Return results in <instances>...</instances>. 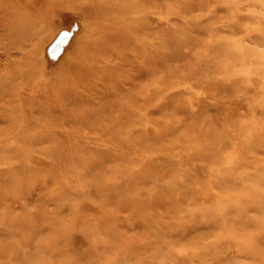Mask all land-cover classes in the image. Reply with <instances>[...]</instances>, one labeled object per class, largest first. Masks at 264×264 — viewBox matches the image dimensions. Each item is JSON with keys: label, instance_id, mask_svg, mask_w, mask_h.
I'll return each instance as SVG.
<instances>
[{"label": "rangeland", "instance_id": "rangeland-1", "mask_svg": "<svg viewBox=\"0 0 264 264\" xmlns=\"http://www.w3.org/2000/svg\"><path fill=\"white\" fill-rule=\"evenodd\" d=\"M105 1L0 0V264H264V0Z\"/></svg>", "mask_w": 264, "mask_h": 264}, {"label": "bare ground", "instance_id": "bare-ground-1", "mask_svg": "<svg viewBox=\"0 0 264 264\" xmlns=\"http://www.w3.org/2000/svg\"><path fill=\"white\" fill-rule=\"evenodd\" d=\"M103 1H105V0H103ZM110 1L111 0H108V2H110ZM155 5L157 6L156 0H112L113 9L116 10V12L118 13V15L115 18V21L117 23H119L121 29H126V28H131L132 27L134 30L140 31L141 33L144 31L145 25L147 23L146 20H147V16H148L149 10H150V8L156 7ZM133 9L135 10V12H137V20L130 21V20H128V19H126V18H124L122 16V15H127V13L129 11L133 10ZM73 13H74V11H73ZM3 15H4L3 11L0 10V18H1V20H2ZM81 15H82V13H81ZM60 17H61V15H60ZM81 18H82V16H81ZM59 19H61V18H59ZM77 25L79 26V29H80V33H79V36H78V37H80L78 41H80L81 38L82 39L84 38V35L82 34V32H83V30H82L83 23L81 22V24H77ZM57 31H58V29H57ZM57 31H56V33H57ZM84 34H85V32H84ZM152 35H157V34H152ZM54 36H55V34H54ZM49 43L44 46L43 53H44V51H46V48L49 45ZM45 58H46V56H45ZM47 62L48 61L46 60V63ZM62 62H63V60H60L58 63L60 64ZM58 63L56 64L57 66H58ZM53 70H55V69H53ZM49 73L51 74L52 72L49 71ZM48 76H50V75H48Z\"/></svg>", "mask_w": 264, "mask_h": 264}]
</instances>
